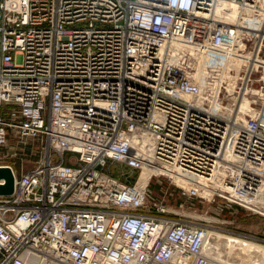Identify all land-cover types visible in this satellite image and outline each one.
Here are the masks:
<instances>
[{"label":"built area","instance_id":"1","mask_svg":"<svg viewBox=\"0 0 264 264\" xmlns=\"http://www.w3.org/2000/svg\"><path fill=\"white\" fill-rule=\"evenodd\" d=\"M223 2L235 22L217 17ZM263 21L264 0H0V159L36 157L21 173L0 164L14 176L0 264H209L212 221L148 185L262 215V68L226 67L263 60Z\"/></svg>","mask_w":264,"mask_h":264},{"label":"rangeland","instance_id":"2","mask_svg":"<svg viewBox=\"0 0 264 264\" xmlns=\"http://www.w3.org/2000/svg\"><path fill=\"white\" fill-rule=\"evenodd\" d=\"M262 53H264V50H262ZM260 74V71H255L253 75L258 78ZM260 84L263 83L254 81V86L258 87ZM255 106L252 108H255ZM35 145H33L32 149H35ZM35 158V156L31 155L23 157V160H17L8 156L0 159V164L12 165L17 172L21 173L32 167ZM13 162H15V165H13ZM21 165L23 168H21ZM109 170L121 180L133 182L138 177L137 171L122 168L118 164L110 165ZM157 180L162 182V189L167 190L165 195L166 204L177 215L190 216L197 221H212L215 227L212 231L216 233V236L212 241L211 264H264V216H262L264 213L260 215L241 208H234L233 211L226 210L219 213L207 201L200 198L191 199L192 197L188 196L186 192H182L168 183L166 178H152L149 182L148 188L152 195L157 198L163 195ZM227 231H232L245 237L238 238L230 235ZM258 248L261 249L259 250Z\"/></svg>","mask_w":264,"mask_h":264},{"label":"bare ground","instance_id":"3","mask_svg":"<svg viewBox=\"0 0 264 264\" xmlns=\"http://www.w3.org/2000/svg\"><path fill=\"white\" fill-rule=\"evenodd\" d=\"M219 5L220 6L222 5L224 8H226L228 10H227V13H225L223 15H218L217 14V17L219 19L225 20V21L230 22V23L235 22V19L237 17V10L234 7H232L229 4L224 3V2L221 3V4H219ZM217 10H219V6H218ZM263 28H264V21H263ZM197 37L198 38H201L202 36H197ZM252 65H253V68L254 69H257L258 67H261L262 68L261 80L264 82V60H261V59L254 60L253 57L250 58L248 56L236 54V55H234L231 58V60L228 63V65H227L226 68L227 69H234L237 72V71L240 70V67L242 68V66L249 68ZM226 76L229 77V75L225 74V77ZM249 103H250V101L248 100V98H246L244 96L242 98V100H241L240 109H239L240 112H242V113H244V112L245 113H248V112L253 113L254 110L251 108V106L249 105ZM239 117H240V115H239ZM240 118H242V117H240ZM151 172H152V170H149V169L143 170V172L140 174L139 182L140 183H145L148 180L149 176L151 175ZM175 178H176L175 181H176V183L179 186L187 189L189 192H194L193 191L192 184H191V181L189 179H187V178H181V177H175ZM199 181L202 182V180H199ZM198 193L204 194V196H206L205 193H202L200 191H198ZM263 213H264V211L262 212V214ZM215 236H216V233H210L209 244H211V247H213L212 246L213 245L212 244V241H213V239H214ZM233 244H235V243H233ZM237 247H238V245H237ZM258 249L260 250L261 248H258ZM210 258H212V255L210 256ZM211 263L212 262H210L209 264H211Z\"/></svg>","mask_w":264,"mask_h":264},{"label":"water","instance_id":"4","mask_svg":"<svg viewBox=\"0 0 264 264\" xmlns=\"http://www.w3.org/2000/svg\"><path fill=\"white\" fill-rule=\"evenodd\" d=\"M14 190V176L9 166L0 165V196L9 195Z\"/></svg>","mask_w":264,"mask_h":264}]
</instances>
